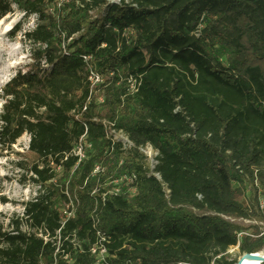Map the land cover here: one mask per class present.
Masks as SVG:
<instances>
[{
	"label": "trees",
	"instance_id": "trees-1",
	"mask_svg": "<svg viewBox=\"0 0 264 264\" xmlns=\"http://www.w3.org/2000/svg\"><path fill=\"white\" fill-rule=\"evenodd\" d=\"M14 8L37 21L0 145L30 137L40 190L0 226V264H238L240 234L264 253V0H0V23Z\"/></svg>",
	"mask_w": 264,
	"mask_h": 264
},
{
	"label": "rangeland",
	"instance_id": "rangeland-1",
	"mask_svg": "<svg viewBox=\"0 0 264 264\" xmlns=\"http://www.w3.org/2000/svg\"><path fill=\"white\" fill-rule=\"evenodd\" d=\"M36 17L26 18L16 8L0 23V114L5 104L2 92L19 71L31 65V47L25 43L24 34L36 27ZM21 24L22 32L14 35ZM30 137L24 136L11 150L0 145V226L7 230L16 216L24 214V204L34 200L40 188L31 182L27 171L21 170L23 157L29 150ZM3 199L7 204H3ZM245 202V201H243ZM242 227L254 226V223L237 222ZM25 232L30 233L28 228ZM250 235V233H248ZM247 235V234H246ZM230 260L239 262L243 256L236 251L229 252Z\"/></svg>",
	"mask_w": 264,
	"mask_h": 264
},
{
	"label": "built area",
	"instance_id": "built-area-1",
	"mask_svg": "<svg viewBox=\"0 0 264 264\" xmlns=\"http://www.w3.org/2000/svg\"><path fill=\"white\" fill-rule=\"evenodd\" d=\"M110 3H114V4H120L121 0H107ZM85 61H88L87 58H85ZM90 81L93 85H99L103 83V80L96 76V75H92L90 78ZM107 137L111 140H113L114 142H119L121 143L125 149H131L133 148L132 143L129 141V139L127 138V136H125L123 133L121 132H117L114 130V128L112 126H109L108 131H107ZM87 148H89V145L87 144V133L86 135L79 141L78 145H76L73 154L76 158L79 159V163H81L83 160H85L86 158V150ZM141 152L147 157L151 170L153 171L155 169V167H157L158 162H157V157H158V153H156L151 147H147L145 149H142ZM58 172L60 173L61 170L58 169ZM101 169H97L95 171V174L100 173ZM157 179H160L159 176H155ZM127 181V185H133L134 184V179H126ZM116 193H119V190L115 191ZM169 193V192H168ZM260 205H261V209H264V198L260 199ZM65 218L68 220L72 217L73 212L70 210V207H68L64 213ZM232 223H235V221H230ZM248 235L246 234H240L238 236V245L236 248L232 249L230 252H234L237 251L240 247L241 241L244 237H246ZM93 253H96V251H94ZM99 255L100 257H104V255L106 254V251L101 247L99 249Z\"/></svg>",
	"mask_w": 264,
	"mask_h": 264
},
{
	"label": "water",
	"instance_id": "water-1",
	"mask_svg": "<svg viewBox=\"0 0 264 264\" xmlns=\"http://www.w3.org/2000/svg\"><path fill=\"white\" fill-rule=\"evenodd\" d=\"M259 255H246L238 262V264H264V254L257 259H249Z\"/></svg>",
	"mask_w": 264,
	"mask_h": 264
},
{
	"label": "bare ground",
	"instance_id": "bare-ground-1",
	"mask_svg": "<svg viewBox=\"0 0 264 264\" xmlns=\"http://www.w3.org/2000/svg\"><path fill=\"white\" fill-rule=\"evenodd\" d=\"M263 254H264V253H263ZM263 254H259V256L252 257V258H249V259H257V258L261 257Z\"/></svg>",
	"mask_w": 264,
	"mask_h": 264
}]
</instances>
